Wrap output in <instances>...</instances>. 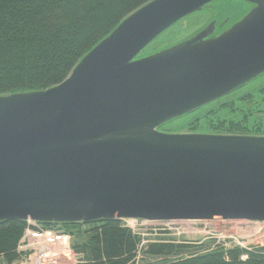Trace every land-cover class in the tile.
Here are the masks:
<instances>
[{"label":"water","instance_id":"1","mask_svg":"<svg viewBox=\"0 0 264 264\" xmlns=\"http://www.w3.org/2000/svg\"><path fill=\"white\" fill-rule=\"evenodd\" d=\"M213 1L152 0L62 83L0 95V222L264 221V136L159 130L264 73V0L137 58Z\"/></svg>","mask_w":264,"mask_h":264},{"label":"trees","instance_id":"2","mask_svg":"<svg viewBox=\"0 0 264 264\" xmlns=\"http://www.w3.org/2000/svg\"><path fill=\"white\" fill-rule=\"evenodd\" d=\"M152 0H0V95L42 90L66 80L80 60L127 16ZM54 228L74 239L83 257L76 264H136L142 237L123 219L91 222H0V258L13 264L28 252L18 247L26 229ZM86 227V229H84ZM212 244V243H211ZM204 246V245H203ZM190 246L150 242L146 256L163 257L153 264H264V247L251 249L209 242L206 251L169 258ZM246 255L245 258L243 256ZM152 264V263H150Z\"/></svg>","mask_w":264,"mask_h":264},{"label":"rangeland","instance_id":"3","mask_svg":"<svg viewBox=\"0 0 264 264\" xmlns=\"http://www.w3.org/2000/svg\"><path fill=\"white\" fill-rule=\"evenodd\" d=\"M248 4L241 0L214 1L212 5L183 18L164 31L144 49L140 57L150 55L191 37L212 20H216L217 24H224V29L230 28L245 16L251 6ZM159 130L167 133L264 136V73L234 92L165 123ZM123 223L142 237L141 250L138 252L136 264H153L163 258L143 254L142 247L150 242L164 241L190 246L179 254L169 257L176 259L206 251L204 247L208 242L212 247L221 245L219 243L227 238H220L219 243L217 238L209 239L210 235L220 231L224 232L219 233V237L222 235L234 236L244 245H248L252 241L261 243L264 236L260 221L123 219ZM29 224L35 225L36 222L29 220ZM32 232L37 231L33 229ZM74 239L82 241L85 237L82 234L80 237L75 234V238L72 236L70 239L69 247L62 243L51 246L29 244L22 251L28 252L27 264H76L83 256L73 249ZM37 256L42 258L37 260ZM0 264H3L1 258Z\"/></svg>","mask_w":264,"mask_h":264},{"label":"built area","instance_id":"4","mask_svg":"<svg viewBox=\"0 0 264 264\" xmlns=\"http://www.w3.org/2000/svg\"><path fill=\"white\" fill-rule=\"evenodd\" d=\"M220 221H226V220H218ZM262 224V229L264 232V222H260ZM33 230L28 228L26 229L22 239L20 240L19 243V247L18 250L19 252L23 253L24 251H22L24 249V247H27V245L29 244H43L46 246H51L54 244H60L62 243L64 246L69 247V242L71 241V235H69L68 233H65L62 230H57L54 228H44L39 226L36 231L37 232H32ZM224 231H220L219 233H223ZM219 233L216 234H212L210 235L209 239H218V243L219 241H221L220 238H227L225 241L222 240V242H220L219 244H221L223 247H225L226 249L228 248H234V247H243V248H254V247H259L262 246L264 247V236L263 239L261 241V243L258 242H249L248 245H244L243 243H241V241H239L238 239L234 238V236H229V235H225V236H221L219 237ZM67 242V244H66ZM25 253V252H24ZM246 255L243 256V258H245ZM29 258L28 254H24L23 258H21L20 260L14 262L13 264H27V259ZM42 257H38L37 256V260H40ZM39 262V261H38ZM32 264V263H30ZM34 264V263H33ZM40 264H45V263H40Z\"/></svg>","mask_w":264,"mask_h":264},{"label":"flooded vegetation","instance_id":"5","mask_svg":"<svg viewBox=\"0 0 264 264\" xmlns=\"http://www.w3.org/2000/svg\"><path fill=\"white\" fill-rule=\"evenodd\" d=\"M215 1H217V0H215ZM213 2H214V1H213ZM213 2H210V3L206 4L203 8H205L206 6L212 5ZM248 5H249V6L251 5V6L249 7V9H248V11H249L254 5H253V4H250V3H249ZM203 8H202V9H203ZM202 9H201V10H202ZM201 10H199V11H201ZM199 11H197V12H199ZM248 11H247V12H248ZM197 12H195V13H197ZM193 14H194V13H193ZM191 15H192V14H191ZM212 21H215V30H214V32L210 35L211 37H213V36H217V35L221 34L222 32H224L225 30H227V29L229 28V27H228V28L224 29V26H223L224 24H223V25H222V23L217 24V21H216V20H212ZM212 21H211V22H212ZM208 24H209V23H208ZM208 24H207V25H208ZM216 31H217V32H216ZM218 31H219V33H218ZM143 51H144V50H143ZM143 51H142V52H143ZM142 52H141V53H142ZM141 53H140V54H141ZM140 54H139V56H137V58H140ZM146 56H147V55H146ZM239 88H240V87H239ZM237 89H238V88H237ZM235 90H236V89H235ZM235 90H233L232 92H234ZM232 92H230V93H232ZM230 93H229V94H230ZM223 97H224V96H223ZM221 98H222V97H221ZM218 99H220V98H218ZM218 99H216V100H218ZM216 100H214V101H216ZM214 101H212V102H214ZM210 103H211V102H210ZM208 104H209V103H208ZM201 107H202V106H201ZM199 108H200V107H199ZM159 128H160V127H159ZM204 221H207V220H204ZM209 221H212V220H209ZM216 221H218V220H216ZM226 221H228V220H226Z\"/></svg>","mask_w":264,"mask_h":264},{"label":"bare ground","instance_id":"6","mask_svg":"<svg viewBox=\"0 0 264 264\" xmlns=\"http://www.w3.org/2000/svg\"><path fill=\"white\" fill-rule=\"evenodd\" d=\"M260 222H264V221H260Z\"/></svg>","mask_w":264,"mask_h":264}]
</instances>
